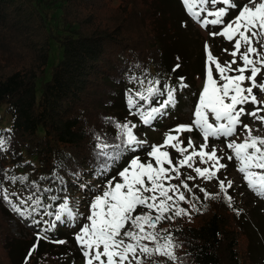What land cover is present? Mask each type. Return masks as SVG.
I'll list each match as a JSON object with an SVG mask.
<instances>
[{
    "label": "trees",
    "instance_id": "obj_1",
    "mask_svg": "<svg viewBox=\"0 0 264 264\" xmlns=\"http://www.w3.org/2000/svg\"><path fill=\"white\" fill-rule=\"evenodd\" d=\"M195 23L181 0H0V122L4 111L11 117L9 127L0 123V134L11 137L8 151L0 153V170L29 178L25 184L4 181L9 191L23 193L31 181H38L41 188L52 190L57 183L60 196L95 192L80 185L103 183L104 178L94 175L98 165L94 133L110 137L116 133L105 118L145 126L129 114L126 89L133 88L129 75L146 70L149 78L173 86L180 76L187 85H193L196 76H205V40L196 35ZM177 63L180 68L173 72ZM176 100L166 115L147 126L179 125L183 96ZM196 100L192 96L193 105ZM193 133L199 137L196 130ZM54 173L63 177V184L50 179ZM115 174L113 169L110 175ZM41 176L49 179L40 181ZM44 203L52 202L45 197ZM197 207L201 210L190 219L177 218L160 227L182 245L176 249L177 264H264L255 258L253 239L223 194ZM12 218L21 235L12 230ZM33 226L27 228L0 199V264H24L36 233L46 227ZM78 226L62 224L49 233L67 243L40 241L28 264H78L73 249Z\"/></svg>",
    "mask_w": 264,
    "mask_h": 264
},
{
    "label": "snow or ice",
    "instance_id": "obj_2",
    "mask_svg": "<svg viewBox=\"0 0 264 264\" xmlns=\"http://www.w3.org/2000/svg\"><path fill=\"white\" fill-rule=\"evenodd\" d=\"M181 4L186 14L202 28L220 29L209 35L223 37L232 43V51L228 53L232 59L222 63L205 42V83L195 105L194 118L190 124H179L165 132L160 144H149L141 139L135 131L139 125L131 120L118 122L105 118L116 133L112 137L94 133V156L98 162L94 175L104 179L102 187L80 185L85 190L95 189L86 215L79 211V201L71 202L67 196L54 211L51 210L60 197L51 195L50 187L41 188L38 181L28 184L27 194L10 192L4 181L25 184L29 178L9 175V169L0 170L3 176L0 199L19 216L32 218L33 225H46L36 233V243L30 248L24 264H28L42 240L60 245L67 243L49 236L58 223L75 226L80 220L86 222L74 233V239L84 264H146L149 260L158 264L155 257L177 261L176 249L182 245L176 242L171 231L158 226L178 217L190 219L191 212L182 203L190 204L197 212L201 210L193 203L200 201L193 188H198L204 199H218L223 194L229 206L233 201L229 194L233 181L218 176L228 165L221 162L225 157L217 154L218 149L214 145L210 147V138L225 140L231 152L227 160L237 162L236 169L247 187L264 198V136L253 135L252 127L242 119L247 116L264 125V100L258 99V94H264V43L261 42L264 38V0H181ZM232 12L236 14L232 16ZM179 68L177 63L172 71ZM128 79L133 84V88L126 89L129 114L139 117L143 125H151L158 117L166 115V110L175 105L177 90L188 87L183 76L178 77L177 85L173 86L158 78H149L146 70L140 75H129ZM154 100L157 106H153ZM249 104L253 106L251 110L247 108ZM194 130L199 131L204 140L199 146L191 136L187 143L181 139L182 134ZM4 131L11 132V129ZM241 134L243 140H239ZM234 136L237 139H232ZM10 143V136L0 134V153L7 152ZM168 149L178 156L174 159ZM140 151L144 152L143 159L136 154ZM197 159L205 166H196ZM121 161L124 163L117 169ZM61 166L62 163H58L57 167ZM182 168L192 170L195 175L182 173ZM113 169L116 174L110 175ZM74 175L78 177L80 173ZM46 179L49 178H39L40 181ZM50 179L64 183L58 173ZM197 179L217 180L219 191L210 193L198 184L189 185V181ZM45 197L52 203L45 204ZM139 208L146 211L138 212ZM36 215L40 218L36 219ZM45 216L54 219L49 221Z\"/></svg>",
    "mask_w": 264,
    "mask_h": 264
},
{
    "label": "rangeland",
    "instance_id": "obj_3",
    "mask_svg": "<svg viewBox=\"0 0 264 264\" xmlns=\"http://www.w3.org/2000/svg\"><path fill=\"white\" fill-rule=\"evenodd\" d=\"M231 18V17H229ZM194 29H196V35L202 40L207 41V43L211 46V51L214 56L218 57L219 60L223 63L225 61H229L232 59V57L228 54L229 52L232 51V43L226 41L223 37L216 36L212 37L209 35V32L211 31H219L220 29L218 27H213L210 26L209 28L205 29L200 26L199 23L194 24ZM261 42L264 43V38L261 39ZM224 49H227L228 52H225ZM233 67H236V65H233ZM206 75V73H205ZM214 72V76H215ZM218 79V76L216 77ZM205 83V76L203 77L202 75H198L195 78V81L192 84H188L187 88H184L183 90H177V95L176 97H180L181 95L183 96V101H182V115H181V121L180 124H189V122H192L193 120V113L195 109V105L192 103V96H196L198 102L199 98V93L202 90L203 86ZM256 91V90H254ZM179 95V96H178ZM258 99L264 100V94H258ZM177 102L175 98V103ZM153 106H157L156 103ZM248 109L251 110L253 107L251 104L247 105ZM264 114V113H262ZM2 120H1V125L4 127H9L10 125V119L11 117L4 111L2 112ZM211 119V117H210ZM243 122L246 124H249L252 129H253V135L257 136H264V125H261L259 122L253 121L252 118L250 117H243ZM138 124V122H133ZM139 125V124H138ZM176 126V125H175ZM171 126L166 129L164 128H158L156 127L155 129L152 127H148L147 125L143 126V128H140V126L135 130L136 134L141 138V139H146L149 144H160L162 143V140L164 138V133L167 132L169 129L175 127ZM194 131L192 132H186L182 134L181 139L187 143V139L189 136L192 137L193 141L197 146L200 144L204 143V140L202 138V135L198 132L199 137L194 136ZM232 139H237L236 136L232 137ZM239 140H243V135H239ZM209 145L215 146L218 149L217 154L222 155L225 157L222 163H226L228 167L224 170H221V172L218 173V176L220 179H230L233 181V187L229 189V194L233 197V201L231 206H229L228 202L226 201V204L229 208L234 210L239 218V223L243 227L244 231L246 233H249L250 236L253 239V253L255 258L259 261V263H264V198L256 196L246 185V183L243 181L242 174L239 173L236 169V161H228L227 156L231 155V152L226 148L225 146V140L223 138L221 139H209ZM209 147V150H210ZM171 152L172 157L175 159L178 156V153H176L172 149H168ZM142 159L144 158V153L140 155ZM29 166V165H28ZM196 166L204 167L205 165L201 164L199 160H196ZM19 170H22V168H19ZM182 173H187L191 175H195V173L187 168H182L181 169ZM96 181H93L95 183ZM173 183H179V181H173ZM198 184L200 187L205 188L208 192L210 193H216L219 191L218 188V181L217 180H212V181H205L203 179H197L195 181H189V185L192 186V184ZM102 184L95 183V186L102 187ZM11 190H16L15 187L10 188ZM29 191L28 187L23 190V193L21 194H27ZM193 191L197 196L200 197V201H193V203H196L197 206L204 202V195L199 191L198 188H193ZM18 192V191H16ZM19 193V192H18ZM53 193L54 195L60 196L59 194V187L58 184H54L53 186ZM95 194V192L88 193L86 194L85 192L80 195V197H75V194H73L71 191L67 192L64 195L60 196V201L59 203L63 202V198L67 196L71 202L79 201V211L81 213H84L85 215L88 213V205L89 202L92 198V196ZM15 199V198H14ZM182 206L185 208H188V210L191 212V215L195 214L197 211L193 208H191L190 204L188 203H182ZM138 212H143L146 211L144 208H139L137 210ZM20 219L25 223L27 228L30 229H35V227L31 224L29 218H23L19 216ZM186 217V216H184ZM178 218H183V217H178ZM177 219V218H176ZM86 221L80 220L79 226L76 228L75 233L79 230V227L81 226L82 223ZM170 221H164L162 222L158 227L160 228L161 226L169 223ZM62 224H57V228H60ZM12 230L17 234L21 235V231L19 229L18 222L12 218ZM263 243V245H260V243ZM260 247H259V245ZM73 249L77 251L79 261L78 264H84V258L81 255L80 249L78 248L77 244L76 246L73 245ZM156 261H158V264H177L176 261L173 262L171 260H168L166 257H155L154 258ZM146 264H152V261H146Z\"/></svg>",
    "mask_w": 264,
    "mask_h": 264
}]
</instances>
